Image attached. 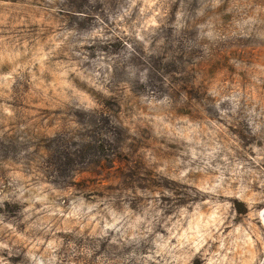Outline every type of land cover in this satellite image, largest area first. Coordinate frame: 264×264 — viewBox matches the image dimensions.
<instances>
[{"label":"rangeland","instance_id":"1","mask_svg":"<svg viewBox=\"0 0 264 264\" xmlns=\"http://www.w3.org/2000/svg\"><path fill=\"white\" fill-rule=\"evenodd\" d=\"M253 38L259 0H0V264H264Z\"/></svg>","mask_w":264,"mask_h":264},{"label":"clouds","instance_id":"2","mask_svg":"<svg viewBox=\"0 0 264 264\" xmlns=\"http://www.w3.org/2000/svg\"><path fill=\"white\" fill-rule=\"evenodd\" d=\"M261 5H264V0H259ZM259 22V17L258 16H249L248 19L245 21V26H246V34H250L254 31L252 28V25L256 24ZM247 47H256V48H264V40H258V39H250L248 42ZM248 60V56L246 53H239L237 54V57H232L229 58L228 63L231 64H241L245 63ZM240 84L242 87L245 88H253L255 87L252 85L249 81V79L245 76L244 78L241 79ZM231 87V85H229ZM234 95L237 99V101L245 99V93L243 91H237L234 90ZM261 99H264V92L260 93ZM184 97H181V100H183ZM259 106L260 110L259 111H253V109L257 108ZM243 110L246 112L247 116L249 119L247 120V125L248 128L251 129V134L257 135L258 138L264 139V103H259V104H252L251 101L249 100L247 103L242 105ZM233 114L235 112V105L233 106ZM221 116L224 115L222 112L220 114ZM258 120L259 122L254 123V119ZM245 134L247 135V131H245ZM21 156L24 155V153L20 154ZM200 191H207L212 193L213 196H219L223 190H216V186H213L212 188H207L203 187L200 189ZM83 195V193H81ZM220 208H229L231 205L225 203L222 205H218ZM0 246V247H5ZM44 256V253H41V257ZM33 255H29V259H33ZM35 264H41V260L39 258L35 259ZM45 264H47V260H45Z\"/></svg>","mask_w":264,"mask_h":264}]
</instances>
